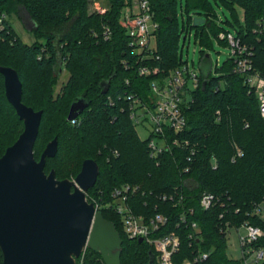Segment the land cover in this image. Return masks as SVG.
I'll list each match as a JSON object with an SVG mask.
<instances>
[{
    "label": "trees",
    "instance_id": "1",
    "mask_svg": "<svg viewBox=\"0 0 264 264\" xmlns=\"http://www.w3.org/2000/svg\"><path fill=\"white\" fill-rule=\"evenodd\" d=\"M91 1L0 0V16L4 15L0 22V66L16 70L22 83V102L42 110L33 147L35 158L39 159L47 142L57 137V152L46 158L44 166L46 172L53 169L57 179L77 175L84 159L96 161L99 172L86 197L119 232L121 264H157L154 249L145 241L128 238L120 215L106 206L113 199V189L125 184L135 188L127 199L133 213L166 217L153 236L173 232L179 237L178 251L172 255L174 264L193 260L203 252L207 257L194 264H245L242 258L228 256L226 234L228 228L248 221L262 229L254 246L264 248V217L252 214L255 204L264 198V119L245 75L235 71V58L229 56L219 68L215 66L217 75L209 71L199 76L192 99L182 106L185 128L166 131L168 141L177 138L189 144L171 146L156 158L150 157L148 138L138 136L125 97L135 93L150 103V81L186 62L182 33L194 30L195 41L210 47L212 35L218 38L223 30L217 15L207 0H186V15L181 10L179 21L177 5L181 0H152L158 24L156 49L153 59L141 62L128 46L127 32L120 24L121 12L132 0H108L104 11H89ZM220 1L231 9L238 6L243 10L244 24L236 14L230 24L248 48L252 70L264 74V26L258 25L264 19V0ZM197 7L208 12L191 14L189 10ZM20 8L32 21L39 40L27 43L15 35L8 14H18ZM196 16L204 22L195 26ZM143 63L157 66L159 72L138 75L137 68ZM63 67L67 77L54 91ZM102 81L108 83L105 93ZM79 95H84L89 105L75 122L68 121L70 104ZM22 129V120L6 99L0 73V156ZM237 148L242 155L232 161ZM204 192L215 197L206 209L200 205ZM163 195L167 196L164 200ZM83 259L85 264H104L100 254L89 248H85ZM2 261L0 250V264Z\"/></svg>",
    "mask_w": 264,
    "mask_h": 264
},
{
    "label": "water",
    "instance_id": "2",
    "mask_svg": "<svg viewBox=\"0 0 264 264\" xmlns=\"http://www.w3.org/2000/svg\"><path fill=\"white\" fill-rule=\"evenodd\" d=\"M203 22L202 17L193 18L195 26ZM0 73L6 99L23 122L21 133L0 156L2 264H75L85 248L99 253L104 264H121L119 232L86 197L95 184L98 164L84 159L73 180L57 179L53 169L46 172V158L57 152V137L36 159L33 147L42 110L22 102V83L14 68L0 66ZM100 85L105 93L108 83ZM88 105L89 100L79 95L70 104L67 120L78 117Z\"/></svg>",
    "mask_w": 264,
    "mask_h": 264
},
{
    "label": "built area",
    "instance_id": "3",
    "mask_svg": "<svg viewBox=\"0 0 264 264\" xmlns=\"http://www.w3.org/2000/svg\"><path fill=\"white\" fill-rule=\"evenodd\" d=\"M151 1L132 0L130 5L124 7L126 10L121 12L120 18V24L125 28L128 35V46L141 62L153 59L156 49L155 31L158 24L154 20ZM3 17L4 15L0 16V22ZM258 25L264 26V19H260ZM104 34L108 37L110 35L109 30L106 29ZM217 37L226 41L230 46V57H234L236 62L235 71L245 75V81L257 99L260 116L264 119V74L252 70L248 48L240 43V39L235 34L228 30H221ZM155 58H158V56ZM209 71L212 70L208 69L207 72ZM158 72L159 68L157 66L147 63L139 64L137 68V73L140 76H149ZM201 74L202 71L198 74L194 69H190L186 61L169 74L150 81V103L143 102L135 93L125 95L129 103V118L134 125L137 126L147 120L152 126L150 135L147 137L150 157H158L171 146L189 144L187 140L180 142L177 138L168 141L165 135L168 129L179 132L185 128L186 120L182 106L192 99V91L198 87ZM75 121L76 118L71 120V122ZM156 138L164 140L162 146L158 145ZM193 152L194 149L191 147V153ZM241 155L242 151L237 148L231 160L234 161L235 157ZM133 190L135 188H132L129 184L115 187L112 192L113 199L106 206H111L120 215L123 231L128 238H142V241L147 242L154 249L157 264H174L172 255L178 251L179 237L173 232L161 236L152 235L166 222V217L158 213L149 217L133 213L127 203L128 193ZM166 198V195L162 196L163 200ZM169 198L171 199L172 196H169ZM214 199V195L204 192L200 197V205L206 209ZM93 204L95 211H99L98 205ZM252 214L264 217V198L255 204ZM192 227L198 231L195 222H192ZM236 228L244 230V234L240 233L239 235L243 262L245 264H250V262L261 264L264 261V248L254 246V242L262 236V229L248 221L241 223ZM84 250L76 258L75 264H85L83 259ZM207 255V252H203L195 256L193 260L185 259L181 264H194L198 260L206 258Z\"/></svg>",
    "mask_w": 264,
    "mask_h": 264
},
{
    "label": "rangeland",
    "instance_id": "4",
    "mask_svg": "<svg viewBox=\"0 0 264 264\" xmlns=\"http://www.w3.org/2000/svg\"><path fill=\"white\" fill-rule=\"evenodd\" d=\"M207 1L208 5L210 4V10H212L218 17L216 19L218 26L223 30H228L235 34V29L230 24V22L234 21L235 14L238 17L240 24H244V14L243 10L240 7L235 6L234 9H231V7L226 6L220 0ZM106 7H108V0H92L89 4V11L104 10ZM185 7L186 0H181V2H178L177 11L179 21H181V10L183 11L184 15H186ZM124 10L126 9L123 8L122 12ZM189 11L191 14L197 11H201L202 13L208 12L203 7L191 8ZM8 18L12 23L15 35L20 37L24 42L31 43L40 39V37L35 32H33V23L29 19L27 13L23 8L19 9L18 14H8ZM185 35V33H182L180 43L183 45L182 57L184 60L187 61L189 68L194 69L198 74H200L202 71L203 76L208 71V69L212 70V75H217L218 73L214 70V67L216 66L217 68H219L224 63V61L231 55L230 46L227 43L223 44L222 42H220V40L214 37V35H212V45L210 47L204 44H200L199 41H195L194 30L188 33L185 39L183 40V37ZM204 57L206 58L205 60ZM59 72L60 75L55 84V87L53 88L54 91L58 90V86L60 85V83L64 81L67 77V73L64 67ZM151 130L152 126L147 120L136 126V131L140 139H146L150 135ZM156 139L158 145L162 146L164 140L162 138ZM47 141L48 139L44 142L43 147ZM36 155L38 156V154ZM75 176L76 175L70 176L69 179L73 180ZM240 233L244 234V230L241 228L237 229L236 227H231L227 229L226 251L228 256L234 259H240L242 257L241 246L239 242ZM250 264L259 263L250 262Z\"/></svg>",
    "mask_w": 264,
    "mask_h": 264
},
{
    "label": "flooded vegetation",
    "instance_id": "5",
    "mask_svg": "<svg viewBox=\"0 0 264 264\" xmlns=\"http://www.w3.org/2000/svg\"><path fill=\"white\" fill-rule=\"evenodd\" d=\"M62 70V69H61Z\"/></svg>",
    "mask_w": 264,
    "mask_h": 264
}]
</instances>
